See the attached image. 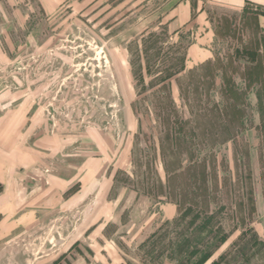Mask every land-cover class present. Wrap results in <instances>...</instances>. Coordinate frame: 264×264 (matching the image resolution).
Listing matches in <instances>:
<instances>
[{
  "label": "rangeland",
  "instance_id": "rangeland-1",
  "mask_svg": "<svg viewBox=\"0 0 264 264\" xmlns=\"http://www.w3.org/2000/svg\"><path fill=\"white\" fill-rule=\"evenodd\" d=\"M260 15L0 0V264H264Z\"/></svg>",
  "mask_w": 264,
  "mask_h": 264
},
{
  "label": "crops",
  "instance_id": "crops-1",
  "mask_svg": "<svg viewBox=\"0 0 264 264\" xmlns=\"http://www.w3.org/2000/svg\"><path fill=\"white\" fill-rule=\"evenodd\" d=\"M222 6L234 8L237 10H244L247 6L255 7L256 10L261 9L264 11V0H212ZM177 19L174 25L178 29L187 26L190 22L191 8L187 5L181 6L178 9ZM261 16V21H264V15Z\"/></svg>",
  "mask_w": 264,
  "mask_h": 264
},
{
  "label": "trees",
  "instance_id": "trees-1",
  "mask_svg": "<svg viewBox=\"0 0 264 264\" xmlns=\"http://www.w3.org/2000/svg\"><path fill=\"white\" fill-rule=\"evenodd\" d=\"M197 264H204V259L200 260Z\"/></svg>",
  "mask_w": 264,
  "mask_h": 264
}]
</instances>
